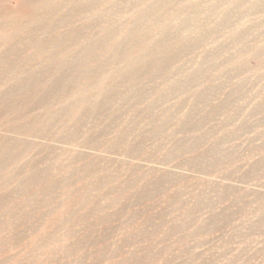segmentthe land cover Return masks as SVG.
<instances>
[{"label": "rangeland", "instance_id": "obj_1", "mask_svg": "<svg viewBox=\"0 0 264 264\" xmlns=\"http://www.w3.org/2000/svg\"><path fill=\"white\" fill-rule=\"evenodd\" d=\"M98 1L48 0L41 22L56 8L69 29L1 30L0 54L24 49L8 85L20 59L52 57L55 86L59 64L93 60L85 45L96 71L42 80L47 110L34 87L23 115L0 110V137L26 148L0 170V264H264V0ZM7 9L31 26L24 0Z\"/></svg>", "mask_w": 264, "mask_h": 264}, {"label": "bare ground", "instance_id": "obj_2", "mask_svg": "<svg viewBox=\"0 0 264 264\" xmlns=\"http://www.w3.org/2000/svg\"><path fill=\"white\" fill-rule=\"evenodd\" d=\"M7 1L8 0H0V34H2L1 33V30H3V31H6L7 32V38H6V40L7 39H9V38H12L13 36L15 37V38H18V25L19 26H21V29L22 30H25V29H27V28H31V27H33V28H36L37 27V29H38V26H42L43 28H45L47 31H49L50 30V26H60V31H62V30H65L66 29V27L69 29V23L68 22H64L63 20H64V18H63V20L61 21V18H62V14H61V11H59V10H56V8H54V10L58 13V15H59V19L54 23V21H55V19H50V21L48 20V22L51 24V25H48V26H46V23L45 22H41V21H43L42 20V15L44 14V11L42 10V8H46L47 7V5L49 4V2H48V0H24V6L26 7V8H28V10L31 12V14H32V18H31V21L30 22H28V23H31V26H28V24H17L18 22V20H17V15H18V13H19V11H16L15 13H12V12H10L8 9H7ZM50 2H51V0H49ZM153 3H156V4H161L162 3V0H151ZM247 0H245V2H246ZM85 2H92V3H94V4H98L99 5V3H100V1H98V0H85ZM174 2V1H173ZM172 2V3H173ZM249 2V0L247 1V3ZM262 2V1H261ZM165 3V2H164ZM234 3V2H233ZM243 3V2H242ZM250 3V2H249ZM256 4V3H255ZM196 5H197V3H196ZM252 5L254 6V4L252 3ZM95 6V5H94ZM230 6H231V4H230ZM236 6H238V5H236ZM242 6V5H241ZM256 6V5H255ZM254 6V7H255ZM264 6V5H263ZM55 7V6H54ZM82 7H83V3L82 4H79V5H76L75 6V8L73 9V11H81V9H82ZM232 8H233V6H231ZM250 7H251V3H250ZM250 7H248V8H250ZM70 8H73V6H71ZM90 8V7H89ZM195 8V7H194ZM94 9V8H93ZM236 9H238V7L236 8ZM236 9H234L235 11H236ZM252 9H253V7H252ZM240 10V9H239ZM245 10H247L246 9V7H245ZM248 10H250L251 11V9H248ZM247 10V11H248ZM256 10V9H255ZM71 11V10H70ZM200 11V10H199ZM246 11V12H247ZM249 11V12H250ZM87 12V11H86ZM201 12V11H200ZM224 12V11H223ZM233 12V11H232ZM199 13V12H198ZM197 13V14H198ZM231 13V12H230ZM234 13V12H233ZM253 13V12H252ZM238 14V13H237ZM240 14V13H239ZM239 14H238V16H239ZM241 14H242V16H243V12L241 11ZM246 14V13H245ZM245 14H244V16H245ZM250 14V13H249ZM45 15H48V16H50V14H45ZM68 15V14H67ZM66 15V16H67ZM73 15H74V13H73ZM145 15V14H144ZM200 15V14H199ZM248 15V14H247ZM252 15V14H251ZM64 16V15H63ZM141 16V15H140ZM192 16V15H191ZM230 16H231V14H230ZM233 16V15H232ZM235 16H233V18H234ZM237 17V16H236ZM247 17V16H246ZM193 18V17H192ZM198 17H196V19H197ZM186 19V18H185ZM227 18H225V20H226ZM53 20V22H51ZM187 20V19H186ZM188 20H189V18H188ZM192 20V19H191ZM230 20H232V19H230ZM70 21V20H69ZM137 20H135L134 22H133V24H135V22H136ZM190 21V20H189ZM188 21V22H189ZM193 21V20H192ZM182 22V21H181ZM194 22H196V21H194ZM230 22V21H229ZM232 22V21H231ZM132 23V22H131ZM160 23V22H159ZM183 23V22H182ZM226 24H227V22H225ZM224 23V24H225ZM161 24V23H160ZM188 24V23H187ZM187 24H185L186 25V28L188 27L187 26ZM192 24H193V22H192ZM191 23H190V25H192ZM212 24V23H211ZM232 24V23H231ZM254 24V23H253ZM258 24V23H257ZM34 25V26H33ZM230 25V24H229ZM177 26V25H176ZM225 26V25H224ZM10 27V28H9ZM119 27V26H118ZM212 27V26H211ZM256 27V26H255ZM33 28H31V29H33ZM188 29H189V27H188ZM199 29V28H198ZM107 30V29H106ZM147 30V29H146ZM151 30V29H150ZM166 30V29H165ZM251 30V29H250ZM143 31V30H142ZM24 33H25V37H30L28 34H27V32L26 31H23ZM103 30L101 31V34L99 35V41H101L102 40V34H103ZM109 31H107L106 33H108ZM181 32V31H180ZM21 33V32H20ZM185 34V33H184ZM182 35V34H181ZM158 36V35H157ZM195 36V35H194ZM4 37V36H3ZM96 37V36H95ZM190 37H192V36H190ZM238 37V36H237ZM146 38V37H145ZM189 38V37H188ZM230 38V37H229ZM1 39L2 40H4L5 39V37L4 38H2V36H0V41H1ZM25 39V38H24ZM33 39V38H32ZM67 39V38H66ZM59 40V39H58ZM94 40V39H93ZM97 40V39H96ZM21 41V40H20ZM63 41V40H62ZM72 41V40H71ZM182 41H183V39H182ZM61 42V41H60ZM98 42V41H97ZM254 42V41H253ZM18 43V42H17ZM36 43H39V42H33V44H36ZM65 43V41L64 42H61V43H59V44H56L55 45V47H54V51L55 50H58V49H56V48H59V46L60 45H62V44H64ZM89 43V42H88ZM99 43V42H98ZM54 44V43H53ZM247 44V43H246ZM249 44V43H248ZM14 45H16V44H14ZM14 45H12V46H6L7 48L4 50V51H2V54H0V110L2 109V113L1 114H4V119H2V123L3 124H6V125H8L7 124V122H8V120H7V118H6V116L9 114L10 116H9V118H11V115L13 116V115H20V114H24V112L26 111V108H25V106L27 105V101H24L25 99L22 97V101H19L18 100V97H21V96H23L26 92H29V89H34V88H36V89H34L33 91H31V92H35L36 93V95L34 94L33 96H31V95H28V101H31V100H34L35 101V103H34V106L37 108V107H43V108H46V110L47 109H49V108H47V107H51V105L54 103L53 102V99H55L56 98V96L58 95V92L56 91L55 92V95H51L50 94V92L47 94V93H40V92H38V88L36 87V86H38V84H40L41 82H42V80H43V84H44V86H47V87H49V89L51 88L52 89V87L54 86V84H52V83H50L49 84V82H51V77L50 78H42L44 75H46V74H49V73H51L52 71H53V67L55 66L54 64H52L51 63V61H50V59H52V57H50L49 59H48V61H43V62H41V63H39L38 65H33V66H27L26 65V61H25V59H20L19 60V62H18V68H19V70H18V72H22L23 73V76L20 78V79H18V81H16V82H13V83H11L10 85H8V83L10 82V81H12L13 80V77H11L10 76V74L11 73H13L11 70H13V69H11V70H3L2 69V66H4V64H7V63H9L8 61H5L7 58H9V56L10 57H12V56H16V57H18V56H22V53L24 52V51H21V50H24L23 48H20V47H18V45L17 46H14ZM40 45V44H39ZM100 45V44H99ZM103 45V44H102ZM20 46V45H19ZM88 47H91L90 49L88 48ZM99 47V46H98ZM106 47V46H105ZM65 48V47H64ZM70 48V47H69ZM228 48V47H227ZM67 49V48H66ZM83 49H85V50H87V49H89V51L91 52V53H93V55L94 56H92V59L94 60V58H95V46H93V45H85V47H83ZM189 49V48H188ZM215 49V48H214ZM249 49V48H248ZM253 49V48H252ZM261 49V48H260ZM80 50V49H79ZM247 50V49H246ZM21 51V52H20ZM82 51V50H81ZM84 51V50H83ZM82 51V53H84V52H86V51H84L83 52ZM109 51V50H108ZM111 51V50H110ZM118 49L116 48V49H114V51H113V53H114V55L115 54H118ZM209 51V50H208ZM216 51H219V49L218 50H216ZM241 52V51H240ZM77 53V52H76ZM90 53V54H91ZM99 53V52H98ZM112 53V54H113ZM209 53V52H208ZM222 53V52H221ZM211 54V53H210ZM209 54V55H210ZM213 54V53H212ZM215 54V53H214ZM60 55V54H59ZM75 55V54H74ZM78 55V54H77ZM77 55H75L74 57H75V60L73 61V62H71V64H68V62L66 63V64H59L61 67H64L63 69H65L66 70V74L65 75H63V76H65V80H62V82H57L56 84H55V86L54 87H56V88H58V89H60V90H62V91H64L65 90V86L66 85H64L65 83H67V81H68V79H74L76 76H80V77H82V75H88V74H90V72H92L93 74H94V71H96V67L95 68H92L91 70H89L88 68H87V64L86 63H88L89 61H90V63H92V62H94V65L96 64L95 63V61H93V60H91V58H86V59H83L82 58V56L83 57H85L83 54H81V57L80 58H77ZM52 56V55H51ZM214 57V56H213ZM98 57H96V59H97ZM8 60V59H7ZM205 60V59H204ZM92 61V62H91ZM201 61V60H200ZM206 61V60H205ZM53 62V61H52ZM132 63V62H131ZM135 63V61H133V63L132 64H134ZM157 63V62H156ZM93 64V63H92ZM98 64V63H97ZM7 65H11L10 63L9 64H7ZM91 65V64H90ZM139 65V64H138ZM98 67H100V66H98ZM127 67H129V68H132L133 66H129V65H126V67H121L122 69L120 70V74H123V72L124 73H127V72H125V71H128V68ZM152 68V67H151ZM99 69H101V68H99ZM139 69V68H138ZM40 70V71H39ZM119 70V69H118ZM133 70V69H132ZM141 70V69H140ZM238 70V69H237ZM138 71V70H137ZM54 72V71H53ZM65 72V71H64ZM132 74V73H131ZM195 75V74H194ZM89 76V75H88ZM114 76V75H113ZM117 77V76H116ZM57 78V77H56ZM79 79V78H78ZM92 79V78H91ZM55 80V79H54ZM82 80V79H81ZM85 80H86V78H85ZM204 80V79H203ZM233 80V79H232ZM61 81V80H60ZM84 81V80H83ZM88 81V80H87ZM86 81V82H87ZM121 81V80H120ZM197 81V80H196ZM207 81H209L208 80V78H207ZM80 83V82H79ZM81 83H82V81H81ZM52 84V85H51ZM109 84L111 85V82H109ZM177 86V85H176ZM32 87H34V88H32ZM182 87V86H181ZM116 88V87H115ZM134 88V87H133ZM48 89V90H49ZM54 89V88H53ZM233 89V88H232ZM234 89H236V88H234ZM238 89V88H237ZM215 90V89H214ZM70 91H71V89H70ZM212 91V90H211ZM234 91V90H233ZM237 91V90H236ZM235 91V92H236ZM71 93H72V91H71ZM233 93V92H232ZM59 94H61V93H59ZM63 94V93H62ZM61 94V95H62ZM70 94V93H69ZM238 94V93H237ZM60 95V96H61ZM104 95V94H103ZM59 96V95H58ZM110 96V95H109ZM118 97V96H117ZM58 98V97H57ZM87 99V98H86ZM235 101H236V99H235ZM25 102V103H24ZM120 102V101H119ZM227 102H229V101H227ZM89 102H87V104H88ZM99 105H98V104ZM97 103H95V106H97V107H100L102 104H101V101H98ZM226 103V102H225ZM72 104V103H71ZM49 105V106H48ZM121 105V104H120ZM223 105V104H222ZM90 107V106H89ZM89 107H88V109H89ZM79 108V107H78ZM102 108V107H101ZM100 108V109H101ZM103 108H104V106H103ZM77 109V108H76ZM75 109V110H76ZM262 109V108H261ZM52 110V109H51ZM86 110V109H85ZM103 109H101V111H102ZM53 111V110H52ZM51 111V112H52ZM67 110L65 109H62V107L60 108V110H58V112H59V115H58V119L60 120V123H61V120L63 119V117H65V112H66ZM98 112H99V109L97 110ZM27 112V111H26ZM76 112V111H75ZM97 112V113H98ZM67 113V112H66ZM101 113V112H100ZM76 114V113H75ZM48 115V114H47ZM46 115V116H47ZM51 115V114H50ZM70 115H72V114H70ZM98 115V114H97ZM76 117H78L77 115H75ZM74 116V117H75ZM16 117H18V116H16ZM87 117V116H86ZM68 118V117H67ZM73 118V117H72ZM79 118V117H78ZM54 119L55 118H53V121H54ZM69 119V118H68ZM83 119V118H82ZM88 119H89V117H88ZM49 120V119H48ZM90 120V119H89ZM51 121V120H50ZM65 121H66V119H65ZM77 121V120H76ZM48 122V121H47ZM78 122H80V120L78 121ZM56 123V122H55ZM65 123V122H64ZM64 123L62 122L61 124H63L64 125ZM83 123V122H82ZM46 124V123H45ZM54 124V123H53ZM5 125V126H6ZM47 125V124H46ZM75 125H76V123H75ZM77 125H78V123H77ZM45 126V125H44ZM53 126V125H52ZM58 125L56 124V127H57ZM79 126H80V123H79ZM46 127H49V126H46ZM55 127V126H54ZM54 127H52V128H54ZM55 127V128H56ZM51 128V127H50ZM62 128V127H61ZM75 128H77V126L75 127ZM59 129V128H58ZM48 130V129H47ZM64 130V129H63ZM44 131V130H43ZM48 131H50V130H48ZM60 132V131H59ZM0 141H3V142H0V170H6V168L8 167V164H9V162L10 161H13L14 159H17L18 157V154H19V152H20V147H23L24 149H26L25 147H24V144H23V146H21V145H19V147H18V143H16L15 141L14 142H11V141H6L5 142V138L4 137H0ZM3 143H5V144H3ZM3 144V145H2ZM27 146V145H26ZM212 154V153H211ZM27 155V154H26ZM17 161V160H16ZM35 167V166H34ZM9 168V167H8ZM38 168V167H37ZM251 169V168H250ZM9 170V169H8ZM7 171V170H6ZM1 172V171H0ZM38 172V171H37ZM2 173V172H1ZM32 173V172H31ZM40 173V172H39ZM254 173V172H253ZM42 176V175H41ZM44 176V175H43ZM45 176H47V174L45 175ZM29 177V176H28ZM32 178H34V177H32ZM43 178V177H42ZM29 180H30V177H29ZM24 181H26V180H24ZM23 181V182H24ZM28 181V180H27ZM47 181V180H46ZM45 181V182H46ZM39 182H42V181H39ZM61 182H63V181H61ZM27 183V182H26ZM25 183V184H26ZM37 183V182H36ZM50 183V182H49ZM152 183V182H151ZM52 184V183H51ZM61 184V183H60ZM17 185H19L18 184V182H17ZM27 185V184H26ZM31 185V184H30ZM54 185H55V183H54ZM53 185V186H54ZM2 186V185H1ZM4 186V185H3ZM56 187H57V184L55 185ZM54 186V187H55ZM24 187V186H23ZM4 188V187H3ZM2 188V189H3ZM53 188V187H52ZM21 190H22V188H21ZM26 191V190H25ZM27 191H28V189H27ZM2 200V199H1ZM95 210V209H94ZM1 216V215H0ZM2 217V216H1ZM65 219V218H64ZM2 221V220H1ZM64 221V220H63ZM6 224V223H5ZM8 226H10V224L8 225Z\"/></svg>", "mask_w": 264, "mask_h": 264}]
</instances>
